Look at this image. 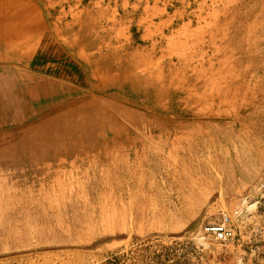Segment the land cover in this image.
<instances>
[{
	"label": "rangeland",
	"instance_id": "1",
	"mask_svg": "<svg viewBox=\"0 0 264 264\" xmlns=\"http://www.w3.org/2000/svg\"><path fill=\"white\" fill-rule=\"evenodd\" d=\"M40 22L89 93L0 136V264H264V0H0V47Z\"/></svg>",
	"mask_w": 264,
	"mask_h": 264
},
{
	"label": "crops",
	"instance_id": "2",
	"mask_svg": "<svg viewBox=\"0 0 264 264\" xmlns=\"http://www.w3.org/2000/svg\"><path fill=\"white\" fill-rule=\"evenodd\" d=\"M41 24L21 29L29 31L23 41L0 47V136L28 131L89 93L81 56L58 44Z\"/></svg>",
	"mask_w": 264,
	"mask_h": 264
},
{
	"label": "built area",
	"instance_id": "3",
	"mask_svg": "<svg viewBox=\"0 0 264 264\" xmlns=\"http://www.w3.org/2000/svg\"><path fill=\"white\" fill-rule=\"evenodd\" d=\"M223 220L218 223H212L204 227L207 233L212 234L215 240L218 241H228L234 237L235 231L231 223L232 217L224 214Z\"/></svg>",
	"mask_w": 264,
	"mask_h": 264
}]
</instances>
